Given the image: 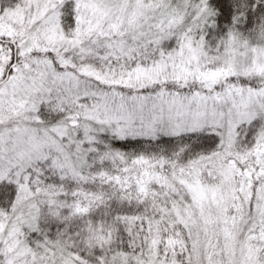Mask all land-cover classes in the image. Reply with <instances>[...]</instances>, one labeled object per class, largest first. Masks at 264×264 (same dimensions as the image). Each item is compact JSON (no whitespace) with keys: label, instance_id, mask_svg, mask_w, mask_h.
<instances>
[{"label":"snow or ice","instance_id":"1","mask_svg":"<svg viewBox=\"0 0 264 264\" xmlns=\"http://www.w3.org/2000/svg\"><path fill=\"white\" fill-rule=\"evenodd\" d=\"M0 264H264V0H0Z\"/></svg>","mask_w":264,"mask_h":264}]
</instances>
